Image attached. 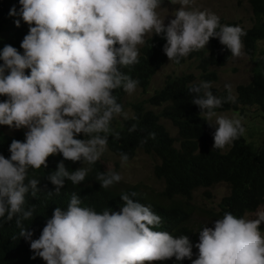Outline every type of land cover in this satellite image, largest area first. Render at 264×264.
Here are the masks:
<instances>
[{
	"label": "clouds",
	"instance_id": "obj_1",
	"mask_svg": "<svg viewBox=\"0 0 264 264\" xmlns=\"http://www.w3.org/2000/svg\"><path fill=\"white\" fill-rule=\"evenodd\" d=\"M168 3L179 7L167 25L157 11L164 0H19V13L10 10L9 15H19L28 25V33L20 44L22 54L10 45L0 50V96L6 97L0 101V126L27 131L23 142L12 140L9 158L0 155V221H15L19 238L30 243L32 259L45 264H155L172 258L177 264L184 259L191 264H264V205L243 217L226 212L212 227H203L195 259L189 236L153 230L161 218L133 199L136 192L121 194L119 211L99 213L82 206L73 193L66 208L53 211L38 239L24 226L34 211L25 208V197L40 191L30 170L46 168L47 158L57 154L80 162L75 171L60 162L47 176L59 195L66 181L74 186L85 181L106 151L109 135L119 138L111 122L127 116L113 92L123 89L131 95L136 90L138 81L121 69L139 62L138 46L147 35L166 40L163 52L174 63L205 49L210 38L218 39L231 58L242 55L245 33L240 26L221 24L215 13L192 7L194 0ZM14 23L20 26L19 19ZM224 87L228 95L220 98L211 82L188 86L200 117L215 128L213 150L221 151L245 132L240 119L216 111L234 102L232 86ZM136 127L132 124L128 131ZM81 134L86 139L76 138ZM149 136L154 139L155 133ZM128 160L121 152L122 167ZM121 179L112 170L96 175L103 189Z\"/></svg>",
	"mask_w": 264,
	"mask_h": 264
},
{
	"label": "trees",
	"instance_id": "obj_2",
	"mask_svg": "<svg viewBox=\"0 0 264 264\" xmlns=\"http://www.w3.org/2000/svg\"><path fill=\"white\" fill-rule=\"evenodd\" d=\"M253 16L254 24L249 29H242L245 33L241 37L244 50L254 64L253 79L247 85H240L235 90L234 102L223 103L217 109L218 113L235 112L243 114L247 108H257L264 112V0H248ZM19 0H0V37L7 36L6 40L0 38V50L5 45L15 47L21 54L23 50L20 44L23 37L28 33V25L19 15H9L11 9L16 12L20 10ZM20 20V26L15 25ZM223 25L237 26V23L226 22L220 19ZM166 40L161 36L151 35L143 44L138 63L130 68L121 69L132 79L138 81L137 88L147 91L154 76L170 62L163 47ZM231 53L221 45L216 38H210L205 49L192 52L187 58H182L181 66L186 59L196 62L198 76L185 74L175 78H169L164 86L154 96L145 102L133 105V117L116 122V117L111 122L113 131L119 133V138L109 135L107 149L116 157L124 152L132 161L142 152L155 157L159 163L155 166L156 177L163 182L164 190L160 194H153L141 190V187H128L115 190L109 187L103 189L96 175L103 173L100 165L95 167L94 182L84 181L80 185L65 183L59 195L55 194V186L50 183L47 176L57 169L60 162L67 169L70 161L64 160L62 155L57 154L47 158V167L38 170H30L29 178L40 181L39 189L35 197L26 195L25 208H33V217L24 221L25 228L33 233L32 239H38L47 219H50L53 211L60 207H67L73 193L82 200V206H87L96 212L105 209L119 211L122 201V193L136 192L133 199L150 209L161 218V224L153 230L167 232L173 237L180 235L189 236L193 244V259L196 258L198 249V235L191 227L192 214L195 208L190 203L192 194L199 189H210L217 185L225 184L230 193L224 197L219 204V211L213 218H222L224 213H231L236 217H243L245 213H253L258 206L264 205V141L255 145L248 142L243 134L235 140L230 149L223 153L221 150H213V133L215 128L200 117V109L194 105L192 95L188 93V86L200 81H217L215 70L225 67L230 61ZM2 63V61H0ZM30 70H25L29 74ZM213 94L224 98L227 91H217L213 86ZM116 100L122 105L127 95L123 89L113 92ZM6 97L0 96V101ZM160 107L161 112L155 114L148 110L146 105ZM161 119L169 120L178 130V139H174L162 124ZM113 123H116L113 125ZM136 124V131L129 132L128 129ZM243 126V125H242ZM244 127V126H243ZM7 126H0V155L9 158V145L12 140L23 142L25 131H17L13 135L6 134ZM149 133H155L151 138ZM245 133V132H244ZM78 139H86L81 134ZM141 141H145L141 143ZM68 170V169H67ZM52 192V195L48 193ZM211 218V216H210ZM19 229L15 221H0V264H45L37 257L32 259L34 253L30 249V243L18 236ZM17 239L13 240L12 237ZM155 264H177L175 258L168 261L155 262ZM179 264H191L184 259Z\"/></svg>",
	"mask_w": 264,
	"mask_h": 264
},
{
	"label": "rangeland",
	"instance_id": "obj_3",
	"mask_svg": "<svg viewBox=\"0 0 264 264\" xmlns=\"http://www.w3.org/2000/svg\"><path fill=\"white\" fill-rule=\"evenodd\" d=\"M179 5H171L168 0H164L161 8L157 9L158 14L162 19H165V25L172 19V12L176 10ZM192 7L198 10H207L215 13L219 19L226 22L237 23L241 29H249L254 24V16L252 8L248 0H194ZM151 35L145 37V41ZM3 40L7 39L6 35L0 37ZM143 45L138 46L139 54ZM260 49H264V44H260ZM138 54V55H139ZM258 57L264 58L262 55ZM254 64L247 56L244 47H242V55L239 58L231 59V61L223 68L216 69L217 81L212 85L217 91H227L225 84L232 86V94L235 96V90L240 85H247L253 79ZM185 74H194L198 76L199 72L196 69V62L186 59V62L181 66H176L172 62H168L153 78L150 87L147 91L140 88L131 94H127L124 99V116L116 117V122L130 119L133 117V105L147 101L149 98L159 91L164 83L169 78L179 77ZM148 110L155 114L161 112L160 107H154L150 104L146 105ZM228 117H235L240 119L241 124L245 129V138L248 142L255 145L264 141V112L257 108H247L243 114L235 112L218 113ZM162 124L169 131L174 139H178V130L167 119H161ZM116 123H113L115 125ZM27 131V129H10L7 128L6 134L13 135L17 131ZM231 146L226 147L222 152L225 153ZM159 161L152 156L140 152L136 158L127 162V165L121 166L120 158L113 155L108 149L101 155L100 159L90 167L85 181L94 182L95 167L100 165L103 172L108 170L118 172L122 179L119 183L111 186L112 189L122 190L128 187H141V190L151 192L153 194H160L164 190L163 182L155 175V166ZM82 167L80 162H71L67 169L75 171ZM230 193V189L225 184H220L210 189H199L192 194L190 198L191 205L195 208V213L192 214L191 227L199 236V231L205 227H212V222L215 221L213 216L219 211V204L222 199ZM211 216V218H210ZM251 218V216L249 217ZM261 231L264 232V224L261 225ZM198 255V253H197Z\"/></svg>",
	"mask_w": 264,
	"mask_h": 264
}]
</instances>
